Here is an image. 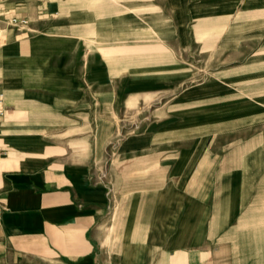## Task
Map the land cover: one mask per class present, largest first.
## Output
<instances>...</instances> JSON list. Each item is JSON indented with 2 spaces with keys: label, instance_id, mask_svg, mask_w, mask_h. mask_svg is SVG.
<instances>
[{
  "label": "crops",
  "instance_id": "crops-1",
  "mask_svg": "<svg viewBox=\"0 0 264 264\" xmlns=\"http://www.w3.org/2000/svg\"><path fill=\"white\" fill-rule=\"evenodd\" d=\"M240 46L264 0H0V264H264V71L200 68Z\"/></svg>",
  "mask_w": 264,
  "mask_h": 264
},
{
  "label": "rangeland",
  "instance_id": "rangeland-1",
  "mask_svg": "<svg viewBox=\"0 0 264 264\" xmlns=\"http://www.w3.org/2000/svg\"><path fill=\"white\" fill-rule=\"evenodd\" d=\"M233 47H225L224 49H227L229 51L232 50ZM234 49V48H233ZM245 47L244 46H240L237 48L236 51L234 52H225V53H220V57L225 55V58H231V59H238L237 61H221V62H217L214 60V58H212L210 55H212V52H210V50L208 52H203V61L200 64V68L202 69V73L205 76H208L209 73H211L212 71H232L234 74V79H233V83L235 86H242L245 79V76L248 75V72H251L253 69L255 71L261 69L264 71V63L263 64H259V63H246V62H242L241 60L244 58L243 54L245 53ZM214 54V53H213ZM219 57V58H220ZM251 66L253 67V69H251ZM237 97H243V96H236ZM264 98V96H263ZM225 112H220V117H226L224 116ZM243 114H247L249 118L251 119H259L260 121L264 122V104L263 106H261L260 109H256L255 107H252V109L250 111L247 112H242ZM216 130V133H223V131H226V127L225 126H220L217 128H213Z\"/></svg>",
  "mask_w": 264,
  "mask_h": 264
},
{
  "label": "built area",
  "instance_id": "built-area-1",
  "mask_svg": "<svg viewBox=\"0 0 264 264\" xmlns=\"http://www.w3.org/2000/svg\"><path fill=\"white\" fill-rule=\"evenodd\" d=\"M27 22L24 20H17L15 18H10L7 20L6 25L9 28L13 29H22L26 26ZM1 102V100H0ZM3 114V109L0 107V116Z\"/></svg>",
  "mask_w": 264,
  "mask_h": 264
}]
</instances>
